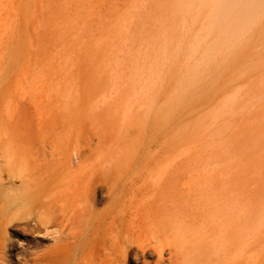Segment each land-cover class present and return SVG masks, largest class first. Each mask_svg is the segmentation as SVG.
Returning <instances> with one entry per match:
<instances>
[{
    "label": "rangeland",
    "instance_id": "374dc122",
    "mask_svg": "<svg viewBox=\"0 0 264 264\" xmlns=\"http://www.w3.org/2000/svg\"><path fill=\"white\" fill-rule=\"evenodd\" d=\"M231 3L0 0V181L98 161L129 213L164 188L233 189L237 250L200 264H264V0Z\"/></svg>",
    "mask_w": 264,
    "mask_h": 264
},
{
    "label": "bare ground",
    "instance_id": "6f19581e",
    "mask_svg": "<svg viewBox=\"0 0 264 264\" xmlns=\"http://www.w3.org/2000/svg\"><path fill=\"white\" fill-rule=\"evenodd\" d=\"M232 1L223 0L224 9ZM102 164L90 162L62 184L34 177L20 178L16 185V176L8 173L0 181V264H127L134 249L140 264H200L220 250L236 252L239 202L233 189L184 193L164 188L152 194L158 197L154 204L129 213L122 200L124 176L115 183ZM100 204L102 226L93 222ZM17 220L24 221L19 230L29 238L27 250L13 257L17 230L6 231Z\"/></svg>",
    "mask_w": 264,
    "mask_h": 264
}]
</instances>
